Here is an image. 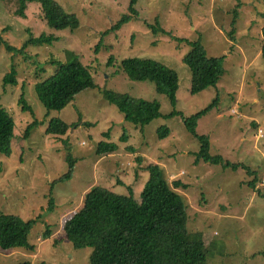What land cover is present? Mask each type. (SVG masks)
Segmentation results:
<instances>
[{
  "label": "rangeland",
  "instance_id": "374dc122",
  "mask_svg": "<svg viewBox=\"0 0 264 264\" xmlns=\"http://www.w3.org/2000/svg\"><path fill=\"white\" fill-rule=\"evenodd\" d=\"M56 1L78 15L77 29L50 28L38 2L28 3L20 16L19 0H0V36L14 48L0 47V105L16 123L6 152L0 154V213L36 219L27 236L33 251H0V264H90L92 249L74 247L64 231L66 220L98 185L122 194L131 185L141 200L154 166H160L171 183L186 184L176 188L189 215L181 264H201L204 248L211 254L206 264H264V0H138V14L118 28L114 25L130 12V0ZM233 8L237 18L232 27ZM155 25L168 34L155 32ZM42 33L58 38L24 47L26 38ZM198 38L208 56L223 57L224 72L217 87L192 94L184 58L191 51L189 41ZM76 58L89 67L96 88L81 92L60 112H47L34 84ZM129 58L154 59L177 72L175 107L156 92L154 83L127 76L122 63ZM12 68L17 72L15 86L3 82ZM105 91L156 101L164 117L136 126L104 98ZM22 93L30 108L26 111L18 101ZM216 98L213 109L199 120L198 134L209 136L212 155L246 165L255 174L196 164L198 140L180 117L165 118L173 110L191 117ZM51 118L72 128L65 136L47 135ZM32 122L36 125L24 137ZM161 127L170 131L163 140L158 137ZM123 134L128 136L125 141ZM100 142L118 149L98 155ZM68 156L76 159L73 177L51 190V182L68 171ZM48 224L56 234L43 236Z\"/></svg>",
  "mask_w": 264,
  "mask_h": 264
},
{
  "label": "trees",
  "instance_id": "16d2710c",
  "mask_svg": "<svg viewBox=\"0 0 264 264\" xmlns=\"http://www.w3.org/2000/svg\"><path fill=\"white\" fill-rule=\"evenodd\" d=\"M30 2L40 4L42 18L50 28L74 31L80 26L78 15L67 12L56 0H19L17 15L24 16ZM137 3L138 0H130V12L123 15L114 25L115 27L118 28L131 20L132 14H138ZM232 15L234 16L230 23L233 27L237 18L236 8L232 9ZM157 25L160 23L157 22ZM152 28L155 32L162 31L168 34L165 29L156 25ZM57 38L52 33H42L36 37L29 36L23 45L27 47L30 44H50ZM1 44H5L8 50H14L0 36V47ZM189 44L191 51L185 56L184 63L191 71V93L198 94L208 88L217 87L224 72L223 57L208 56L201 38L189 41ZM262 57L264 59V24L262 26ZM122 70L133 81L154 83L156 92L167 96L171 105L175 107L180 85L179 76L175 70L149 58L126 59L122 63ZM16 75L15 68H12L11 72L5 75L3 82L6 85H17ZM95 88L96 83L89 67L77 58L61 64L56 73L33 86L37 98L47 112H60L70 105L78 94ZM104 98L116 106L127 121L136 126L143 127L164 117L161 106L156 101H147L111 91H105ZM18 101L23 111L30 109L23 93ZM216 103L217 98L212 105L191 117L186 118L180 112L173 110L165 118L180 117L186 130L198 140L199 150L195 153L196 164L205 162L224 170L244 169L248 174H255L246 165L231 163L225 161L220 155H212L209 136L198 134L199 120L207 115ZM33 125H36L35 122L27 126L24 137L29 134ZM71 128L72 125L64 120L51 118L45 133L60 137L65 136ZM15 129L16 123L13 117L0 105V154L6 152L8 141L14 136ZM169 134L167 127H161L158 130L160 140L167 138ZM127 137L123 134L121 141H125ZM117 149L118 147L114 144L100 142L96 153L98 155L115 153ZM69 157L68 171L51 182V190L54 185L73 177L76 159ZM141 160V157L137 159L139 162ZM176 177L177 175L174 174V178ZM119 182L122 181L119 180ZM249 184L255 186V183L249 182ZM179 187L186 188V184L181 180L171 183L160 166L152 167L141 200L135 198L131 185H128L127 194L117 193L98 185L86 193L82 208L66 220L65 234L76 249H92L89 257L90 264H181L189 235V215L182 194L176 190ZM49 202L51 207L52 199ZM35 222L36 219L25 220L14 213H0V251L5 254H11L18 248L33 251L27 236ZM53 233H56L53 227L50 224L46 225L43 236H50ZM208 256L211 254L204 248L199 262L206 264Z\"/></svg>",
  "mask_w": 264,
  "mask_h": 264
},
{
  "label": "built area",
  "instance_id": "2783aa9c",
  "mask_svg": "<svg viewBox=\"0 0 264 264\" xmlns=\"http://www.w3.org/2000/svg\"><path fill=\"white\" fill-rule=\"evenodd\" d=\"M260 133H262V131H260Z\"/></svg>",
  "mask_w": 264,
  "mask_h": 264
},
{
  "label": "crops",
  "instance_id": "0c3cea01",
  "mask_svg": "<svg viewBox=\"0 0 264 264\" xmlns=\"http://www.w3.org/2000/svg\"><path fill=\"white\" fill-rule=\"evenodd\" d=\"M56 234V233H53V235Z\"/></svg>",
  "mask_w": 264,
  "mask_h": 264
}]
</instances>
